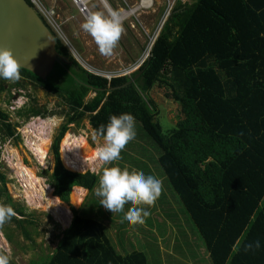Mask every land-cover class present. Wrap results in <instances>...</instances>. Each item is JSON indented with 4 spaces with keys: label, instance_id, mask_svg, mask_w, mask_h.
Listing matches in <instances>:
<instances>
[{
    "label": "trees",
    "instance_id": "trees-1",
    "mask_svg": "<svg viewBox=\"0 0 264 264\" xmlns=\"http://www.w3.org/2000/svg\"><path fill=\"white\" fill-rule=\"evenodd\" d=\"M52 33L56 50L70 63H56L45 80L22 68L20 73L70 103L71 114L51 144L52 171H46L53 195L67 203L73 187L90 191L98 181L94 172L72 171L61 163L59 142L67 125L88 113L95 132L111 115L129 112L159 147L158 163L212 264H264V0L178 3L131 76L107 79L88 72ZM155 85L169 86L166 95L180 107L181 117L166 135L152 100L145 98ZM89 92L95 95L85 101ZM0 119H7L1 108ZM5 127L11 135L10 124ZM0 180L5 205L24 217L1 174ZM70 210V225L56 247L31 264H147L142 252L116 253L101 222ZM249 244L253 247L246 249Z\"/></svg>",
    "mask_w": 264,
    "mask_h": 264
},
{
    "label": "rangeland",
    "instance_id": "rangeland-1",
    "mask_svg": "<svg viewBox=\"0 0 264 264\" xmlns=\"http://www.w3.org/2000/svg\"><path fill=\"white\" fill-rule=\"evenodd\" d=\"M38 1L41 2L42 6L54 11L53 20L51 21L52 24L59 26L55 27L56 30L53 32L66 46L78 64L88 72L107 79L114 76H131L135 69L142 64L141 61L149 55L155 26L162 19L165 10L168 11L173 6L170 0H155L152 8H143L144 11H138L131 15L129 19L123 21L124 30L112 54L103 56L99 53L92 37L81 29L80 25L85 17L73 0ZM135 2L136 0H108L111 7L116 10L119 7L127 8L128 6L125 5ZM103 8L104 6L99 0H92L88 3L90 13ZM175 8L176 5L173 6L171 13ZM169 18L170 16L165 19L168 20ZM53 78L58 80L59 75L56 73ZM166 92H170L169 86L155 85L145 96L147 101L152 100L154 104L152 107L156 110L155 120L160 123L162 132L165 135L181 117L178 103L168 97ZM94 95V93L89 92L84 100L88 101ZM0 108L7 114L6 121L0 119V174L4 177V185L12 199V203L15 207L21 208L24 213V217L15 215L17 219L23 218V222L17 223L11 219L0 225L11 236L12 240L9 243L0 230V252L9 254L10 264H31L33 260H37L56 247L62 231L66 228L61 226L49 210L31 207L27 204L23 196V184L8 161L11 155L10 151L12 149L17 150L22 162L33 169L43 186L45 188L51 187L48 184L46 173V171L48 173L52 171L54 164L51 144L60 127L71 114V107L64 95L48 91L38 81L21 73V78L16 81L0 79ZM31 112H38V114L33 115ZM33 117L39 118L40 121L46 120L52 123L49 129L50 143L43 164H40L25 146L26 136L23 130ZM39 120H36V123ZM6 123L10 124L13 132L11 135L8 134L5 127ZM66 132H70L74 136L84 135L88 145L92 148H96L99 143V141L92 138L94 132L88 121V113L78 123L68 124ZM135 132V138L129 141L121 151V158L113 163L122 169L127 168L129 171L139 172V170L144 169L145 174L159 173L162 175L163 171L157 162L160 149L144 131L137 119H135ZM62 138L59 142L58 151L60 161ZM141 160L143 161L141 162ZM97 164L98 169H101L104 162L100 161ZM97 164L94 169L86 170H97L99 172ZM109 166L106 164L105 167ZM165 180L163 182H166L169 186L168 180ZM97 187L98 185L89 192L80 209L81 215H92V212H98L103 207L99 204L100 197L96 195ZM0 204L5 205L1 180ZM66 204L69 210L74 206L70 201V197ZM125 207L130 206L126 205Z\"/></svg>",
    "mask_w": 264,
    "mask_h": 264
},
{
    "label": "clouds",
    "instance_id": "clouds-1",
    "mask_svg": "<svg viewBox=\"0 0 264 264\" xmlns=\"http://www.w3.org/2000/svg\"><path fill=\"white\" fill-rule=\"evenodd\" d=\"M104 8L89 13L81 23V29L89 34L103 56H110L120 40L123 28V17L120 11L113 9L108 0H103ZM21 63L10 48L0 47V79L16 81L21 78ZM135 117L129 113L111 115L106 124L101 125L94 133L97 144L96 156L109 167L98 175L96 195L99 204L111 213L121 212L126 205L130 206L124 220L129 224L142 223L148 210L143 205L151 206L161 192V181L143 171H129L113 162L121 158L125 145L135 138ZM143 214V215H142ZM15 210L8 205L0 204V225L15 216ZM253 245H246V249ZM260 247V242H255ZM0 264H10L9 254L0 252Z\"/></svg>",
    "mask_w": 264,
    "mask_h": 264
},
{
    "label": "crops",
    "instance_id": "crops-1",
    "mask_svg": "<svg viewBox=\"0 0 264 264\" xmlns=\"http://www.w3.org/2000/svg\"><path fill=\"white\" fill-rule=\"evenodd\" d=\"M105 166L104 163L101 169L97 166L99 172L97 170L91 172L99 175ZM140 171L145 173L144 169ZM151 175L161 181V192L153 205L140 206L148 210V215L143 217L142 223L129 224L124 220L129 207H124L118 213H111L102 207L100 211L92 212V215H81L80 209L89 192L98 185V181L90 191L78 186L72 188V190L81 188L85 191L81 202L73 207L80 216L92 218L105 226L110 244L120 255L142 252L147 264H212L205 242L188 212L170 184L168 186L163 182L167 179L164 172L162 175L159 173Z\"/></svg>",
    "mask_w": 264,
    "mask_h": 264
},
{
    "label": "bare ground",
    "instance_id": "bare-ground-1",
    "mask_svg": "<svg viewBox=\"0 0 264 264\" xmlns=\"http://www.w3.org/2000/svg\"><path fill=\"white\" fill-rule=\"evenodd\" d=\"M36 120H39V118L33 117L24 127L23 133L26 136L25 146L37 158L38 162L43 164L45 163L44 159L50 143L49 129L52 123L46 120H39L36 123ZM10 153L8 161L14 168L16 176L23 184V196L27 204L31 207L49 210L61 226L67 228L72 217L67 204L52 194L51 187L45 188L43 186L33 169L27 167L22 162L17 150L12 149ZM60 153L64 167L76 172L94 169V166L100 162L96 156V148L90 147L82 134L74 136L70 132H66L61 140ZM84 193L83 189L74 188L70 194L71 203L78 205Z\"/></svg>",
    "mask_w": 264,
    "mask_h": 264
},
{
    "label": "water",
    "instance_id": "water-1",
    "mask_svg": "<svg viewBox=\"0 0 264 264\" xmlns=\"http://www.w3.org/2000/svg\"><path fill=\"white\" fill-rule=\"evenodd\" d=\"M0 47L10 48L21 68L41 80L51 74L56 63H70L58 53L52 31L26 0H0Z\"/></svg>",
    "mask_w": 264,
    "mask_h": 264
},
{
    "label": "built area",
    "instance_id": "built-area-1",
    "mask_svg": "<svg viewBox=\"0 0 264 264\" xmlns=\"http://www.w3.org/2000/svg\"><path fill=\"white\" fill-rule=\"evenodd\" d=\"M90 1H92V0H73V2L78 6L79 11L84 15V17H86L90 13V11L88 9V3ZM99 1L104 6L103 0H99ZM191 1L190 0L189 1L188 0H170V3H172L171 5H173V6H175V5L177 6L178 3L185 5L188 2L190 3ZM154 2H155V0H136L135 3L125 5V6H128L127 8L119 7L118 11H120V13L123 17V21H125V20L129 19L131 17V15H134L136 12L144 11L143 8H146V9L152 8ZM30 3H31V6L34 8V10L38 13V15L45 22V24L49 27V29L55 32L57 26H59V25L52 24L51 20H53L54 11L49 10L48 8L42 6L41 2H39L38 0H30ZM173 6H172V8H173ZM172 8L170 7L168 9V11L165 10L166 13L164 12V14H163L164 18L162 17V19L155 26V31L153 32V36L151 38L152 40H151L150 48H151L155 38L158 36V33L162 29L164 23L166 22V19L170 16ZM149 51H150V49H149ZM143 61H144V59L141 61V63Z\"/></svg>",
    "mask_w": 264,
    "mask_h": 264
}]
</instances>
